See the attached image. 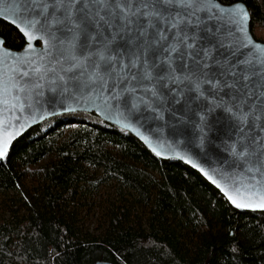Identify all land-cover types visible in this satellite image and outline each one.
Listing matches in <instances>:
<instances>
[{"label": "trees", "instance_id": "obj_1", "mask_svg": "<svg viewBox=\"0 0 264 264\" xmlns=\"http://www.w3.org/2000/svg\"><path fill=\"white\" fill-rule=\"evenodd\" d=\"M218 2L243 3L264 44V0ZM0 37L13 51L25 43L3 21ZM96 261L264 264V212L234 209L188 166L103 122L33 127L0 160V264Z\"/></svg>", "mask_w": 264, "mask_h": 264}, {"label": "water", "instance_id": "obj_2", "mask_svg": "<svg viewBox=\"0 0 264 264\" xmlns=\"http://www.w3.org/2000/svg\"><path fill=\"white\" fill-rule=\"evenodd\" d=\"M238 6L248 15L243 31L230 14ZM200 7L204 10L197 11L186 28L189 42L195 43L202 62L210 66L203 71L219 73L222 82H235V86L226 88L221 84L219 88H210L202 84L199 89L193 85L189 90L186 81L179 85L183 91L177 92L176 84L166 83L159 95L153 98L147 93L148 98L141 103L122 91L126 85L120 68L111 69V75L101 81L94 69L82 74L63 72L52 59L56 53H49L42 39L34 40V51L28 52L27 38L11 20L30 17L36 9L31 3L0 0V21L14 27L25 42L20 51H13L4 46L0 37V79L4 82L0 85V137L6 132L18 133L11 138L0 160H5L13 143L33 127L62 115L93 114L101 122L135 137L156 158L178 161L197 172L234 209L264 212L260 207H236L222 190L236 196L235 189H240L246 198L251 196L256 202L264 196V119H252L249 123L241 113L264 112V65L253 55L251 46H246L245 32L254 43H259L250 32V13L243 3L223 5L218 0H202ZM119 41L117 37L113 46ZM50 60L49 67L56 71L43 79L38 80L34 73H30V79H22L18 74L34 63L43 65ZM13 69L17 70V81L26 85L23 92L11 89L9 77L14 75ZM61 75L63 80L59 79ZM241 151L246 155H241Z\"/></svg>", "mask_w": 264, "mask_h": 264}, {"label": "snow or ice", "instance_id": "obj_3", "mask_svg": "<svg viewBox=\"0 0 264 264\" xmlns=\"http://www.w3.org/2000/svg\"><path fill=\"white\" fill-rule=\"evenodd\" d=\"M13 2L31 3L36 9L30 17L22 16L20 20L16 18L11 20L27 38L28 52L34 51V40L42 39L46 50L49 53L52 51L56 53L52 59L63 72L82 74L88 69H94L95 75L101 81L105 76L111 75V69L120 68L123 70L122 76L126 85L122 91L133 101L143 103L148 98L147 93H151L153 98L156 97L166 83L176 84L177 92L183 91L179 85L186 81L189 90H192L193 85L199 89L202 84H207L210 88H219L221 84L226 88L235 86V82L233 84L222 82L219 73L203 71L202 69H209L210 66L202 62L200 50L196 49L195 43L189 42L191 37L186 28L192 23L196 12L204 10L200 7L202 0H13ZM206 2L211 3L212 0ZM173 9L177 10L172 11ZM230 14L236 17L235 22L243 31L248 20L246 10L238 6L231 9ZM38 32H42L43 35L38 36ZM245 35L246 46H251L253 55L264 65V46L254 43L246 32ZM117 37H120V41L113 46ZM51 62L50 60L48 64L43 65L34 63L30 69L18 74L22 79H30V73L36 74L38 80L43 79L49 72L56 71L55 67H49ZM65 63L68 64L67 68L64 67ZM12 71L14 75L9 77L11 89L25 91L26 85H22L16 79L17 70ZM59 79L63 80L64 76H59ZM244 79L247 80L248 77L244 76ZM3 83L0 79V85ZM36 86L40 85L37 83ZM7 91L8 89H5V92ZM141 92L145 95L138 96L137 93ZM241 113L243 120L249 123L252 119H264V112L255 115L252 110L248 112L241 110ZM16 134L18 133L15 131L6 132L0 137V157L6 154L8 144ZM241 155L246 153L241 151ZM222 190L236 207L264 208V196L256 202L251 196L246 198L240 189H235L236 196L229 194L226 189Z\"/></svg>", "mask_w": 264, "mask_h": 264}, {"label": "rangeland", "instance_id": "obj_4", "mask_svg": "<svg viewBox=\"0 0 264 264\" xmlns=\"http://www.w3.org/2000/svg\"><path fill=\"white\" fill-rule=\"evenodd\" d=\"M69 119H81V120H86V121H90V122L97 123V124H102V122L97 117H94L90 114L76 113V114L62 115V116H58L53 119H50L42 124V128L45 129L48 126L53 125L55 121H58V120L67 121Z\"/></svg>", "mask_w": 264, "mask_h": 264}]
</instances>
